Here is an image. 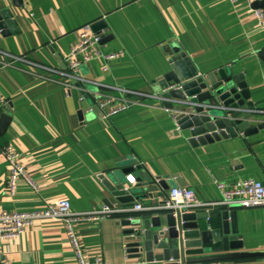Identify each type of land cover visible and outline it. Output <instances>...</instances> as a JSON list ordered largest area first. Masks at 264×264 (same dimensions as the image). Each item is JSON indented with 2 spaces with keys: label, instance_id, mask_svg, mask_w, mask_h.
<instances>
[{
  "label": "crops",
  "instance_id": "crops-1",
  "mask_svg": "<svg viewBox=\"0 0 264 264\" xmlns=\"http://www.w3.org/2000/svg\"><path fill=\"white\" fill-rule=\"evenodd\" d=\"M5 9H11L16 24L8 32L0 26V93L7 99L3 113L11 115L8 126L0 119V210L36 209L62 197L70 199L75 211L107 206L110 194L102 177L112 172L133 180L127 185L140 188L134 203L148 209L160 206L170 188L180 185L175 175L184 184L180 186L191 187L214 202L222 200L215 179L264 180V126L252 134L240 131L193 145L189 130L179 128L175 112L164 104L144 100L107 116L106 107L97 102L99 93L115 94V87L163 91L158 78L170 69L171 52L179 49L200 73L226 67L246 81L264 120V59L258 53L264 46V27L258 24L251 4L232 0H0V12ZM100 20L105 21L99 32L103 50L124 54L81 64L79 73L89 81L78 82L65 74L69 71L67 53L78 41L77 29ZM16 57L48 68L32 69L29 62ZM6 144L20 152V161L38 191L20 180L15 193L10 192V166L3 154ZM129 167L133 170L126 171ZM159 177L170 188L164 190ZM150 180L155 182L152 187L147 184ZM237 212L243 247L230 251L264 250V205L238 206ZM129 215L117 212L79 225L85 255L92 264H141L127 251L123 220ZM0 264L78 262L62 222L43 219L23 235L0 241ZM226 264H264V256Z\"/></svg>",
  "mask_w": 264,
  "mask_h": 264
},
{
  "label": "water",
  "instance_id": "water-1",
  "mask_svg": "<svg viewBox=\"0 0 264 264\" xmlns=\"http://www.w3.org/2000/svg\"><path fill=\"white\" fill-rule=\"evenodd\" d=\"M251 6L263 7L264 0H256ZM13 15L11 9L0 12L4 32H8L9 27L14 29ZM92 26L95 32H102L105 21H97ZM258 53L264 59V46ZM169 62L170 69L158 78L163 90L158 93L165 98V107L175 112L179 128L189 130L191 144H207L238 135L240 131L248 135L264 126L246 81L233 75L230 68L200 73L179 49L171 52ZM0 119L3 126H8L11 115L3 113ZM129 168L126 171L133 170ZM102 178L110 194L106 200L110 207L130 205L138 199L135 192L140 188L127 185L133 180L126 178V181L116 172ZM175 181L184 185L176 175ZM147 184L152 187L155 182L150 180ZM159 184L164 190L171 186L165 178H160ZM163 204L165 201L158 207L132 212L123 220L127 251L139 263L226 264L228 260L264 256V250L230 251L243 247L237 225L238 205L219 202L180 209L162 207Z\"/></svg>",
  "mask_w": 264,
  "mask_h": 264
},
{
  "label": "built area",
  "instance_id": "built-area-1",
  "mask_svg": "<svg viewBox=\"0 0 264 264\" xmlns=\"http://www.w3.org/2000/svg\"><path fill=\"white\" fill-rule=\"evenodd\" d=\"M244 1L249 5L256 0H232ZM254 16L258 20V24L264 27V6L253 8ZM78 41L67 53L69 71L65 74L76 81L89 80L84 78L79 73L80 65L85 62H90L96 58L111 60L124 54L123 51L106 52L102 48L101 35L94 31L92 23H85L77 29ZM25 60L35 68H48L43 63H37L27 59L26 57H16ZM105 69L107 67L105 66ZM34 73L33 70H30ZM97 82V81H94ZM97 84H100L97 82ZM116 93L102 92L97 96L98 105L106 108V115H113L117 112L125 110L144 100H152L163 104V98L158 92H143L115 87ZM85 97L81 95L83 100ZM7 99L0 93V115L3 113ZM5 160L9 163V176L7 177L8 189L13 194L15 193L17 183L24 180L34 190L38 191L39 186L30 176V173L20 161V152L13 145L6 144L3 149ZM216 185L222 194L221 201H207L197 194L195 189L187 186H174L170 188L168 198L165 204L161 205L166 208L187 209L196 206L213 205L215 203L236 204L238 206L253 207L264 205V180L255 179L252 177L240 178L233 182H226L215 179ZM154 208V207H153ZM148 207L140 202L123 206L122 208H114L104 206L100 208H92L85 211H75L72 209V204L69 198L62 197L53 201H47L40 208L30 210H0V241L16 236L23 235L30 226L37 221L43 219H54L62 222L65 227L70 243L73 247L78 264H92L85 255V247L83 239L79 232V225L95 221L101 217L110 216L117 212L132 213L135 211H144ZM151 209V208H150ZM102 264H107L102 261Z\"/></svg>",
  "mask_w": 264,
  "mask_h": 264
}]
</instances>
